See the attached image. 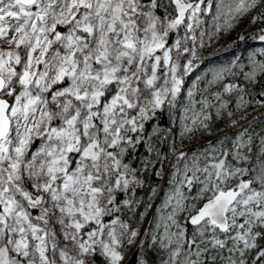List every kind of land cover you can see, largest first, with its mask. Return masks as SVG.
I'll return each mask as SVG.
<instances>
[{"label":"snow or ice","instance_id":"1","mask_svg":"<svg viewBox=\"0 0 264 264\" xmlns=\"http://www.w3.org/2000/svg\"><path fill=\"white\" fill-rule=\"evenodd\" d=\"M246 16L260 26L238 40L260 47L205 73L242 77L223 85L232 110L185 77ZM262 81L264 0H0V264H264V136L183 146L215 119L240 124ZM166 174L142 233L130 221L158 195L145 175Z\"/></svg>","mask_w":264,"mask_h":264},{"label":"rangeland","instance_id":"2","mask_svg":"<svg viewBox=\"0 0 264 264\" xmlns=\"http://www.w3.org/2000/svg\"><path fill=\"white\" fill-rule=\"evenodd\" d=\"M250 15L251 13L249 16ZM259 26V24L253 25L248 23V16H246L240 20L238 26L231 33L225 34L222 37L214 38L213 42L209 43L207 47L199 49L200 59L196 61L199 66L195 68V70L188 77H185V88H192L193 82H196L198 87L203 90V95L212 100L214 104H218L219 102L213 99L211 93L220 91L222 93V98L229 100V109L235 110L236 104L238 103L239 93H223V85L228 82H242V77L239 75L232 76L230 73H225L224 80L208 86L207 79H210V75L205 77V73H211V71L214 69L228 66L230 62L236 60L237 58H240V61L243 62L246 59L248 53L260 47V44L258 41L253 39L239 41L238 34L242 32H253ZM234 41L235 43H233ZM232 71L238 73L239 69L233 68ZM197 76L201 77L200 81H196ZM263 87L264 84L261 82L251 90L249 95L245 96V99L249 101V103L246 110H241L242 112H246V115L240 124L236 125L235 127H230L229 118L225 117L224 119H215L212 122L213 134H205L201 136L199 133H197L191 139L185 138L183 145L184 150L189 151L190 153L203 152L209 147L210 142L216 145L218 140L226 141L229 138H234L235 135L241 130H246L248 134H253L258 143L259 137L264 136V106L257 104L256 100L259 99L257 92L264 90ZM182 103H187V100L182 101ZM240 114V112H237V115L231 119H236ZM171 128L175 130V134L177 135L176 142L179 144L180 140L178 138V133L180 128L176 123H173ZM139 152L143 154L144 150L140 149ZM167 155L169 159L164 168L165 173L169 172L173 163H175L174 155L171 152H169ZM136 166L139 167V164ZM167 181V174L163 178H149L147 175H145L146 184L154 183L157 185L158 195L152 201L153 208L148 210V216L144 221H138V213L144 210L143 207L137 209V217H133L130 221L133 227L139 226L142 233L145 227H151L148 225L147 221L152 218L153 212L160 204L165 193L168 191L169 185ZM136 196L138 198L144 199L146 202V188L138 189ZM130 215L131 214L129 213L124 218H128ZM155 255L156 259L154 264H159V260L161 258H167L166 253H155Z\"/></svg>","mask_w":264,"mask_h":264},{"label":"trees","instance_id":"3","mask_svg":"<svg viewBox=\"0 0 264 264\" xmlns=\"http://www.w3.org/2000/svg\"><path fill=\"white\" fill-rule=\"evenodd\" d=\"M262 84H264V82L262 81ZM264 89V87H263ZM260 92V91H259ZM257 92V94L259 93ZM259 97V96H258ZM164 127H171L173 123L169 122V119L167 118V116L165 115L164 117L160 118L159 121ZM155 259H156V255L155 253H151L150 254V264H153V262L155 263ZM99 264V262H98Z\"/></svg>","mask_w":264,"mask_h":264},{"label":"bare ground","instance_id":"4","mask_svg":"<svg viewBox=\"0 0 264 264\" xmlns=\"http://www.w3.org/2000/svg\"><path fill=\"white\" fill-rule=\"evenodd\" d=\"M172 127V126H171Z\"/></svg>","mask_w":264,"mask_h":264}]
</instances>
